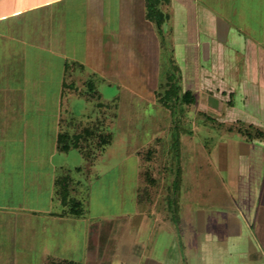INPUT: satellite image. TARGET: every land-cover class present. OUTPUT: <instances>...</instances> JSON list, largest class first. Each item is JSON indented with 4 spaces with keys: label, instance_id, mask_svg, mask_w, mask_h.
Here are the masks:
<instances>
[{
    "label": "crops",
    "instance_id": "0c3cea01",
    "mask_svg": "<svg viewBox=\"0 0 264 264\" xmlns=\"http://www.w3.org/2000/svg\"><path fill=\"white\" fill-rule=\"evenodd\" d=\"M153 2L162 18L160 25L148 18V0H0V99L25 94L29 83H41L43 89L50 91L49 84L56 82L51 90L60 98L78 95V88L72 85L76 77L100 97L92 79L103 80L104 66L110 60L108 50L133 52L138 63L146 44L152 49L166 44L172 53L170 61L178 68L182 90L190 91L194 97L190 106H195L203 118L212 119V123L224 121L223 127L236 129L243 126L252 136L248 139L227 130L218 136L212 134L216 143L212 149L215 163L226 170L224 184L238 204L248 233L243 236L239 232L240 238L232 243L244 245L237 258L221 246H203L201 254L210 264H264V0ZM164 24L168 28L166 33ZM161 32L165 40L157 38ZM173 34L182 37L176 41ZM114 56L111 60L122 59ZM51 68L57 69L54 77ZM1 108L0 115L6 114ZM3 122L6 125L0 124V132L7 127V117ZM57 124L72 126L71 119L60 118ZM213 125L207 127L203 123L212 132L216 129ZM256 131L260 137L255 136ZM60 132L63 131L58 129L55 149ZM23 160L18 171L28 172V161ZM14 161L15 158H0V175L7 170V176L3 172L4 179L14 172ZM86 166L71 167L65 163L55 167L60 173L52 174L49 201H56L61 209L43 213V230L45 234L44 225L49 224L48 232L53 233L56 243L60 241L63 250L58 253L44 242L39 264H80L66 248L70 247L75 224L83 215L65 214L67 206L56 196L54 180L64 172L71 177L72 170H87ZM16 210L26 236L10 237V246L0 251V264H15V259H20L19 255L16 257L19 247L24 256L34 249L35 238L27 235L32 232L30 217H40L36 215L39 211L35 207ZM9 212L0 211V225L9 219ZM170 221L179 228L183 220L179 215L177 220ZM126 223V218H118L89 224L80 252L82 264H115L119 233ZM227 253L234 257L233 262L227 259ZM132 264L162 263L152 257H139Z\"/></svg>",
    "mask_w": 264,
    "mask_h": 264
},
{
    "label": "rangeland",
    "instance_id": "374dc122",
    "mask_svg": "<svg viewBox=\"0 0 264 264\" xmlns=\"http://www.w3.org/2000/svg\"><path fill=\"white\" fill-rule=\"evenodd\" d=\"M167 30L164 24L163 31ZM163 34L157 38L165 40ZM173 35L175 39L182 37ZM165 45L152 49L146 44L138 63L133 52L108 50L110 60L104 66L103 80L91 78L100 97L77 77L72 84L79 90L77 96L60 98L51 90L56 82H51L50 91L43 89L41 83H29L25 94L1 97V111L5 110L6 116L0 115V124L7 117V127L0 132V158L15 161L11 176L3 178L7 170L0 175V211H13L6 213L9 219L0 225V251L10 246L11 236L20 238L26 234L16 209L35 207L39 211L36 215H40L30 217L32 232L27 236L35 238L34 249L24 256V250L18 246L16 257L19 255L20 259H15V264H39L44 242L58 253L63 250L60 241L56 243L53 233L48 232L49 224L44 225L48 232L44 234L42 218L46 211L61 209L56 201H49V196L52 174L60 173L55 167L65 163L71 167L87 164V170L71 172L78 185H72L70 195L80 200L84 208L66 251L72 252L80 264L85 228L94 222L118 218H126L127 223L119 233L115 264H132L139 257H152L162 264H210L201 254L203 246H221L237 258L244 245L232 243L240 238L239 232L243 236L248 232L238 204L224 184L226 170L215 163L212 153L216 144L212 134L226 132L225 122L206 121L195 106L180 102L175 110L161 105L157 94L166 83L167 67L172 63V53ZM114 55L122 59L111 60ZM175 58L180 65V58ZM50 70L51 77L56 76L57 69ZM60 118L71 119L72 126L57 124ZM89 120H101L103 131L112 136L101 154L90 157V165L78 149L63 153L55 149L58 129L73 132L77 125ZM203 123L207 127L214 124L215 131H208ZM220 141L225 143V139ZM23 158L28 161V172L18 171ZM145 169L154 183L140 175ZM178 169L181 180L177 212L183 220L179 228L170 221L172 213L166 208ZM227 255L233 262L234 257Z\"/></svg>",
    "mask_w": 264,
    "mask_h": 264
},
{
    "label": "trees",
    "instance_id": "16d2710c",
    "mask_svg": "<svg viewBox=\"0 0 264 264\" xmlns=\"http://www.w3.org/2000/svg\"><path fill=\"white\" fill-rule=\"evenodd\" d=\"M147 7L148 18L155 20L157 24L160 25L162 18L159 17V10L157 9V6L153 0H148ZM167 69L166 83L160 86V90L157 94L158 101L161 103V105L165 108L175 110V107L179 102L186 105H191L194 103V97L192 93L188 90H182V87L179 83L178 68L174 64H170ZM180 109H182V107ZM205 119L206 121H213L207 116H205ZM226 130L228 132L236 131L248 139L252 137L251 132H249L248 129L243 126H240L237 129L235 126H227ZM254 133L256 134L255 136L260 137V134L257 131ZM111 141L112 136L109 132H106L105 130L103 131L101 120L87 121L84 124L80 123L74 133L69 131L58 133L56 149L59 152H67L71 148L78 149L88 161H91L92 158L90 157L95 156L96 153L101 154ZM148 159L149 158H141V161H148ZM140 175L148 179L149 170H143ZM148 180L149 183H154L150 178ZM180 180V170L178 169L176 177L174 178L170 188L171 194L167 199L168 208H170L169 210L171 211L172 219L174 220L178 219L177 198ZM73 184H75L74 180L69 176L68 173H61L54 180L55 194L60 199L61 203L67 206L64 210L65 214L81 216L83 214V204L80 200L70 195V191L73 189Z\"/></svg>",
    "mask_w": 264,
    "mask_h": 264
}]
</instances>
